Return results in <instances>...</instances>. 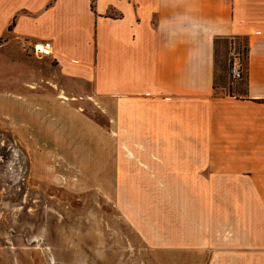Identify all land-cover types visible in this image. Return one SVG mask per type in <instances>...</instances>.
I'll return each mask as SVG.
<instances>
[{
	"label": "crops",
	"instance_id": "1",
	"mask_svg": "<svg viewBox=\"0 0 264 264\" xmlns=\"http://www.w3.org/2000/svg\"><path fill=\"white\" fill-rule=\"evenodd\" d=\"M10 3L28 10L12 15L20 42H52V83L106 119L96 124L102 148L118 150V179L215 197L214 259L264 264V0ZM230 36L247 46L232 85L217 61Z\"/></svg>",
	"mask_w": 264,
	"mask_h": 264
},
{
	"label": "rangeland",
	"instance_id": "2",
	"mask_svg": "<svg viewBox=\"0 0 264 264\" xmlns=\"http://www.w3.org/2000/svg\"><path fill=\"white\" fill-rule=\"evenodd\" d=\"M11 4L0 5V264H228L214 259L216 198L118 179V150L102 148L96 124L106 119L52 83V59L12 32L26 5ZM228 57L227 42V74Z\"/></svg>",
	"mask_w": 264,
	"mask_h": 264
},
{
	"label": "built area",
	"instance_id": "3",
	"mask_svg": "<svg viewBox=\"0 0 264 264\" xmlns=\"http://www.w3.org/2000/svg\"><path fill=\"white\" fill-rule=\"evenodd\" d=\"M236 36L228 38V60H229V85H232L236 80L242 77L243 74V42H238ZM24 47L29 48L32 54L38 57L49 56L53 53L52 42L49 39L43 38L39 40L24 39L22 40Z\"/></svg>",
	"mask_w": 264,
	"mask_h": 264
},
{
	"label": "trees",
	"instance_id": "4",
	"mask_svg": "<svg viewBox=\"0 0 264 264\" xmlns=\"http://www.w3.org/2000/svg\"><path fill=\"white\" fill-rule=\"evenodd\" d=\"M237 37V36H236ZM237 38H239L238 39V42H240V40H242L243 41V52L245 53V54H247V46H246V44H245V41H244V39L243 38H241V37H237ZM228 41V40H227Z\"/></svg>",
	"mask_w": 264,
	"mask_h": 264
}]
</instances>
